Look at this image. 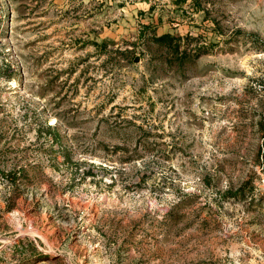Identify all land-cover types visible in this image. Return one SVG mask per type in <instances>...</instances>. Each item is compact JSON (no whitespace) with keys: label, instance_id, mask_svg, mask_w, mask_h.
Returning a JSON list of instances; mask_svg holds the SVG:
<instances>
[{"label":"rangeland","instance_id":"1","mask_svg":"<svg viewBox=\"0 0 264 264\" xmlns=\"http://www.w3.org/2000/svg\"><path fill=\"white\" fill-rule=\"evenodd\" d=\"M263 47L264 0H0V264H264Z\"/></svg>","mask_w":264,"mask_h":264},{"label":"trees","instance_id":"2","mask_svg":"<svg viewBox=\"0 0 264 264\" xmlns=\"http://www.w3.org/2000/svg\"><path fill=\"white\" fill-rule=\"evenodd\" d=\"M147 30L148 25H143ZM148 33L140 36L144 43L143 49L149 55V59L154 62L162 65L167 70H174L175 72L181 73L184 75L185 69L195 61L197 57L206 52V47L203 44H198L195 42L191 45V40H196L197 37L190 36V34H178L172 31H162L156 32L154 27L148 29ZM112 43V40H102L99 43L101 50L105 51L108 43ZM94 43L97 45L98 42L94 40ZM264 49V47L262 48ZM129 50H122L119 53H122L124 57H128L127 53ZM129 59V57H128ZM50 128H54L51 125H48ZM253 188L251 180L245 179L237 186V188L232 189L231 187H226L221 190V195L226 198H235L238 199L243 197L247 192ZM177 206V205H176ZM171 213V212H170ZM170 213L168 215H170ZM173 218V215L170 216Z\"/></svg>","mask_w":264,"mask_h":264}]
</instances>
